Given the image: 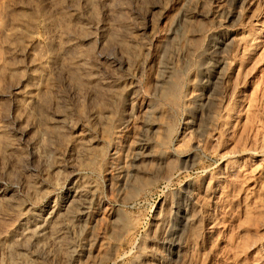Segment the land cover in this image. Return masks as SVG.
Listing matches in <instances>:
<instances>
[{
  "label": "rangeland",
  "instance_id": "rangeland-1",
  "mask_svg": "<svg viewBox=\"0 0 264 264\" xmlns=\"http://www.w3.org/2000/svg\"><path fill=\"white\" fill-rule=\"evenodd\" d=\"M155 119L164 161L121 188ZM178 206L176 264H264V0H0V264H165Z\"/></svg>",
  "mask_w": 264,
  "mask_h": 264
},
{
  "label": "bare ground",
  "instance_id": "bare-ground-1",
  "mask_svg": "<svg viewBox=\"0 0 264 264\" xmlns=\"http://www.w3.org/2000/svg\"><path fill=\"white\" fill-rule=\"evenodd\" d=\"M237 2L240 3H244L245 0H235ZM195 8V7H194ZM186 11V10H185ZM192 14V13H191ZM194 14V13H193ZM197 16V15H196ZM200 16V15H199ZM193 18V17H192ZM190 16H188L186 13L183 14L181 16V18L178 17V19L176 20V22L171 26L170 28V34H172L171 38L176 39L173 40V44H175L174 47H172V50L170 52V56L168 59V64L169 63L171 65H169V67H167L163 73H161L158 77H157V86L159 88V91L163 94L167 93L170 90L171 84L173 83L174 79H177L176 73H177V69L178 67L175 66V61H180L181 58L187 57L185 55L184 57V52L189 50L187 48V50H184V42H186L189 39V34L191 33L190 30V25L188 24L190 22ZM192 20V19H191ZM193 23V22H192ZM191 36V35H190ZM229 38V37H228ZM167 42V41H166ZM169 42V41H168ZM68 47H70V45L72 43H68ZM165 44V43H164ZM225 44V42L223 40H221V42H219V45L217 46V48L214 50L216 58L214 60L213 63H211L210 65L208 64L206 67H204L201 71L202 73V77L203 78H207L206 81L208 82V86H214L215 82L218 81V79L221 78V74H222V53H223V45ZM71 47L73 48V46L71 45ZM64 48V47H63ZM62 48V49H63ZM67 49V48H66ZM65 49V50H66ZM69 49V48H68ZM71 49V48H70ZM212 49V48H211ZM59 50V49H58ZM64 50V51H65ZM60 51V50H59ZM58 51V52H59ZM191 51V50H190ZM186 54V53H185ZM188 54V53H187ZM190 59V57H188ZM166 60V59H165ZM191 60V59H190ZM224 63V62H223ZM198 64V63H197ZM206 64V63H205ZM182 66V64H181ZM203 66V65H202ZM187 67V66H186ZM194 67V66H193ZM185 68V67H184ZM192 68V67H191ZM182 69V68H181ZM195 69V68H194ZM181 71V70H180ZM189 72V71H187ZM219 84V83H218ZM207 87V86H206ZM192 93V92H191ZM4 94V93H3ZM215 100V99H214ZM155 104H153L151 106V109H154L158 114H161V109H159L158 107L154 106ZM159 116V115H158ZM11 117V116H10ZM159 119H155L151 122H149L148 125V130L150 129V132L152 133V138L150 137H145L144 139H141L140 141V146L139 148L134 151V162L132 163L131 168L129 169L127 167V163L125 161L126 166H120V170L118 173V178H117V182L118 185L121 188H124L125 185H131L133 184L136 180H138L139 178H142L144 175L149 174L150 172H152L148 166V164H160L162 163L163 160V155L160 153H157V151H155V145L160 144L161 142H159L158 139V134L160 132L159 128L162 125V121H158ZM5 124V123H4ZM5 129V128H4ZM138 133V132H137ZM129 144V143H128ZM132 149V148H130ZM134 150V149H133ZM127 156V154H126ZM132 156V155H131ZM169 158V157H168ZM130 162V161H129ZM165 164V163H164ZM167 164V163H166ZM122 165V164H121ZM155 173V172H153ZM116 179V178H115ZM163 179L165 180H170L172 179V175L171 174H165V177L163 176ZM116 182V183H117ZM129 187V186H128ZM132 187V186H131ZM126 190V189H125ZM73 200H78L81 199V197L84 195L85 191H83V189L76 187L73 190ZM185 193H187L185 191ZM188 194V193H187ZM187 196V195H186ZM87 198V197H86ZM189 198V197H188ZM72 200V201H73ZM75 200V201H76ZM82 200V199H81ZM84 202V200H83ZM164 204V203H163ZM189 206L190 204H186V206ZM185 206V205H184ZM83 207V206H82ZM168 208V207H167ZM170 209V208H169ZM172 211V210H171ZM189 211V210H188ZM176 212V211H175ZM170 213V212H169ZM164 214V215H163ZM160 214L158 219V223L157 225L159 227H161L163 230L165 229L164 227L167 226V235L164 238V243L167 244V249L170 251L169 254L173 255L170 256V258L168 260H166L165 264H176L175 261L177 260H182V253H181V249L182 248V243L179 237V232H182L181 226L183 222H187L190 218L187 214V209L185 207H180L178 206L177 209V213H176V220L173 222L168 223L169 221H167V218L165 216V213ZM173 214V213H172ZM55 216V215H54ZM170 217V216H167ZM174 217V214H173ZM170 219V218H168ZM173 219V218H172ZM42 220V219H41ZM46 220V219H45ZM52 221V220H51ZM39 222V221H38ZM49 222V221H48ZM53 222V221H52ZM191 222V220H190ZM198 222V221H197ZM40 223V222H39ZM48 223L47 221H43L42 223L39 225H35L34 228H30L27 232H23V235L25 238H31V237H35V236H41L43 234H45V232L47 231L48 226H50V223L48 224V226H46ZM55 225V224H54ZM156 225V226H157ZM31 227V226H30ZM33 227V226H32ZM51 227V226H50ZM49 227V228H50ZM72 227V226H71ZM184 230V228H182ZM49 230V229H48ZM166 231V230H165ZM160 232V231H159ZM53 234V233H52ZM181 235V234H180ZM18 236V235H17ZM23 238V237H22ZM14 239V238H13ZM119 239V238H118ZM55 240V239H54ZM100 240V239H98ZM102 241V240H101ZM40 243V242H39ZM120 243V242H119ZM103 244V243H102ZM104 245V244H103ZM158 245V244H157ZM99 246V245H98ZM97 247V246H96ZM47 249V248H46ZM183 251V250H182ZM163 261V260H162ZM149 262V261H148ZM148 262L143 263V264H149ZM151 263V262H150ZM160 264V263H159Z\"/></svg>",
  "mask_w": 264,
  "mask_h": 264
}]
</instances>
